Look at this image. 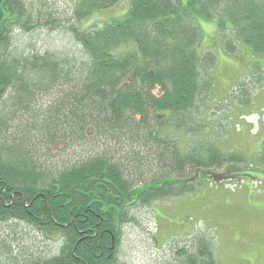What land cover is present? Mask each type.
<instances>
[{"label": "trees", "instance_id": "1", "mask_svg": "<svg viewBox=\"0 0 264 264\" xmlns=\"http://www.w3.org/2000/svg\"><path fill=\"white\" fill-rule=\"evenodd\" d=\"M123 1L77 0L76 21L66 29L85 58L69 59L18 53L14 29L31 30L32 12L25 0H0V105L16 93L27 108L33 86L61 94L42 122L14 126L21 136L6 133L11 125L0 115V222L26 223L62 242L56 255L29 264H116L123 228L137 209L235 175L224 165L239 161L238 153L200 135L206 125L196 114L213 92L217 60L212 47L202 48L200 20L217 22L229 53L251 50L257 77L264 0H129L122 16L83 29L94 12ZM38 143L99 151L73 165L45 166L27 147ZM155 169L151 181L137 182ZM188 237L191 248H179L176 263L218 264L209 233Z\"/></svg>", "mask_w": 264, "mask_h": 264}, {"label": "rangeland", "instance_id": "2", "mask_svg": "<svg viewBox=\"0 0 264 264\" xmlns=\"http://www.w3.org/2000/svg\"><path fill=\"white\" fill-rule=\"evenodd\" d=\"M25 1L32 12L27 25L31 30L14 29L17 36L14 47L18 53L30 56L49 52L69 59L85 58L66 29L71 22L74 24L77 0ZM128 7L129 0H125L108 11L94 12L84 20L83 29L120 17ZM200 22L202 48L212 47L217 56L212 73L213 92L196 114L202 112L204 120H200L206 125L200 135L203 133L201 139L213 140L220 151L238 153L239 161L224 165V170H234L231 172L235 175L223 182L207 180L191 193L137 209L133 221L123 228L116 264H178L177 250L190 249L188 236L199 232H207L212 238L218 264H264V62L260 64L261 75L256 77L255 65L259 59L251 50L240 45L239 51L229 53L219 36L217 22ZM62 87L66 90L67 86ZM29 90L34 92L27 100V108L20 104L22 96L16 93L13 98L9 94L4 96L0 115L11 125L6 124V133L19 136L21 133L14 126L21 128L34 126L33 121L42 122L44 113L61 95L56 91L43 93L34 86ZM196 138L195 135L193 140ZM27 147L32 154L38 152L37 160L45 166L73 165L78 159L84 160L91 152L99 151L91 150V146L71 150L65 143L56 147L41 143ZM152 159L149 157L143 168H150ZM156 172L155 169L148 174L145 170L142 177L145 180L137 182L151 181ZM61 244L56 236L49 238L26 223L0 222V264H29L34 258L56 255Z\"/></svg>", "mask_w": 264, "mask_h": 264}]
</instances>
